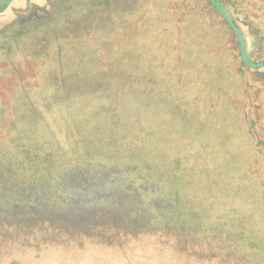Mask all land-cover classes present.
Returning <instances> with one entry per match:
<instances>
[{
    "label": "rangeland",
    "instance_id": "374dc122",
    "mask_svg": "<svg viewBox=\"0 0 264 264\" xmlns=\"http://www.w3.org/2000/svg\"><path fill=\"white\" fill-rule=\"evenodd\" d=\"M65 1L0 0V35ZM240 1L264 33V0ZM212 2L71 1L15 51L0 42V62L7 54L32 77L45 61L21 56L47 34L63 62L53 74L74 70L80 81L53 114L26 100L19 120V79L0 63V264H264V86L231 52L257 62L264 53L240 12L224 9L243 43L207 15ZM45 115L64 128L62 152ZM74 156L124 160L156 188L139 195L100 163L63 180Z\"/></svg>",
    "mask_w": 264,
    "mask_h": 264
},
{
    "label": "trees",
    "instance_id": "16d2710c",
    "mask_svg": "<svg viewBox=\"0 0 264 264\" xmlns=\"http://www.w3.org/2000/svg\"><path fill=\"white\" fill-rule=\"evenodd\" d=\"M77 2L78 0H66L65 3L61 6V10L59 12H55L54 16H44V17H38V19L32 21L30 23V25L25 28L24 32H22L21 34H14V32H9L7 35H0V42L1 41H8L10 40V42H12L14 51L16 48H18L21 45V40L23 39V37H25V35H28L32 32H35L39 29H43L46 26H51L54 25L55 21L57 20L59 14L67 9L72 8V6H68L71 5L69 2ZM112 0H89V2L93 3V4H97V3H109ZM221 1V6L218 4H214L212 2V9H209L208 12H206L207 15H214L216 17H219L220 15V20H221V24L225 25L228 28V34L229 36H231L232 38H235L236 42H242L244 36H243V31L241 29V27H237L239 26L238 22H236V20L232 19V17L230 16V14L228 12H225L224 9L227 8V6L232 7V10L234 12H236L238 14V12H240L241 10V6L243 5V3H241L240 0H219ZM208 3V2H207ZM36 4L31 3L30 6H35ZM249 7V6H248ZM215 11V12H214ZM222 15V16H221ZM240 15H243L242 17V23L247 27L248 29V33L249 35H251L252 37V43H253V52H259V53H264V33H263V27H260V23L259 21H257L255 18L251 19V13L249 10H243L240 12ZM216 19V18H215ZM71 21V20H69ZM215 23V21H214ZM262 26V25H261ZM51 41L52 38L47 35V34H41L36 36L33 39V45L32 47L29 49L28 52L23 53L24 55H22L21 57L23 59L25 58H29L27 60H42L45 61V65L43 66V68L40 70L39 69V75H34V76H30L28 73V70L25 69L24 66H18L17 63H15V60L10 58L7 54L6 57H4L5 61L4 62H0L2 64H4V66L6 69H9L10 71H14L13 74H15V78L18 80L19 79V83H18V102L17 105H13V113H21V115L18 117L19 120L23 119V116H25V114H27L29 111H26V109L29 108L28 102H26V100L31 101L32 104H41L44 108V112L42 109H39L38 107L36 108V113H47L46 115H50L53 113H48L51 111L55 112V108L56 106L60 105V102H63L65 100H68L70 98V92H71V88H73L76 84L72 83V79H77L79 76H76L74 74V70H70L67 71L66 74H62L61 76H57L54 75L51 69H55L56 63H59L60 67H62V60H61V56L56 57V55L52 54V51H50L51 49ZM244 46V45H242ZM234 54L235 56V60L238 63L244 64L249 70H252L253 73V78L256 80H259L263 86H264V70H261V68H264V59L261 62H257L253 57H251L250 55H246L244 54L243 56L241 55V53H235V52H231ZM116 54L113 55V58H115ZM1 58V57H0ZM3 59V58H2ZM25 60V61H27ZM245 62V63H244ZM261 70V71H260ZM40 77L41 78V82L39 83V86H36L34 84V82L36 81V78ZM39 78V79H40ZM33 79V80H32ZM79 79L76 80V83L79 84ZM38 87V88H36ZM33 88H36V91L39 92V94L41 93L40 97L38 99H35L33 97ZM263 95V94H262ZM14 101V100H13ZM12 101V102H13ZM0 103H2V100H0ZM25 105L28 106V108H24ZM5 109L4 107H2V110ZM5 111V110H4ZM34 112V110H33ZM12 113V112H10ZM56 115V113H54ZM45 117L43 118L49 128H50V124ZM62 117H57L55 118V123L59 122L61 120ZM54 120V119H52ZM53 128V127H52ZM51 129V128H50ZM53 133H56L57 130H55L54 128L51 129ZM59 134L57 133V148L59 149V151H63V149L65 148L66 144H67V135L64 133V128L61 127L60 129H58ZM57 131V132H58ZM60 135L63 136L64 138V143H59L60 142ZM30 148V147H29ZM35 150V149H33ZM28 151V150H27ZM30 152V151H28ZM85 163H94V164H99L101 166V168H104L103 170L107 169H116L117 171V176H119L120 179H123V186H127V188H131L133 190V192L135 191L137 194H143L145 190H149L150 188L155 189L156 187L152 186V182H146L144 183L141 178L136 177L137 176V167H134L132 164L127 163L124 160L115 158V157H111V158H97V157H92V158H82V157H78V156H74L73 158H71L69 161L65 162L64 164H62L63 166H68V164H72L70 165L71 167L64 169L62 167V165L60 166L59 170L60 173L63 177V180L65 179V177L69 176V175H65V174H70L71 172H73L75 169H77L78 167L81 168L83 166L86 165H81V164H85ZM117 166V167H116ZM62 167V169H61ZM132 170L135 171L134 175L135 178H131V174H129ZM155 182V181H154ZM153 182V183H154ZM160 184V182H159ZM159 187V186H158ZM170 195H172L173 200L175 201H179L180 198L174 197L173 194L171 193ZM144 201V200H142ZM141 201V202H142ZM264 251V250H263ZM258 251L256 254H260L261 256L262 253ZM264 257V256H263ZM264 260V258H262Z\"/></svg>",
    "mask_w": 264,
    "mask_h": 264
}]
</instances>
